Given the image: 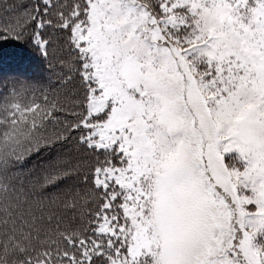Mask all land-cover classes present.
<instances>
[{"label":"snow or ice","instance_id":"obj_1","mask_svg":"<svg viewBox=\"0 0 264 264\" xmlns=\"http://www.w3.org/2000/svg\"><path fill=\"white\" fill-rule=\"evenodd\" d=\"M0 264H264V0H0Z\"/></svg>","mask_w":264,"mask_h":264},{"label":"trees","instance_id":"obj_2","mask_svg":"<svg viewBox=\"0 0 264 264\" xmlns=\"http://www.w3.org/2000/svg\"><path fill=\"white\" fill-rule=\"evenodd\" d=\"M13 43H15V42H13ZM37 60L39 59L38 57H35Z\"/></svg>","mask_w":264,"mask_h":264}]
</instances>
